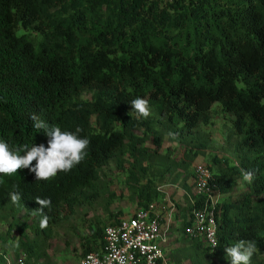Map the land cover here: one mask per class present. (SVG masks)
I'll return each mask as SVG.
<instances>
[{"label":"trees","instance_id":"16d2710c","mask_svg":"<svg viewBox=\"0 0 264 264\" xmlns=\"http://www.w3.org/2000/svg\"><path fill=\"white\" fill-rule=\"evenodd\" d=\"M137 97L149 101V117L132 109ZM214 103L232 116L227 138L237 137L238 162L224 160V169L211 171L222 193L215 207L219 239L215 247L190 241V264H231L225 249L241 239L257 246L250 264H264V0H0V139L12 149L47 147L50 137L29 118L35 113L62 131L79 127V136L90 140L85 158L67 173L49 180H36L27 168L0 175L7 232L16 229L27 259L38 260L27 220L31 231L48 234L86 195L102 192L100 171L110 161L121 164L124 155L133 159L130 187L144 208L158 192L143 181L140 166L161 144L155 135L147 148L148 134L158 124L181 141L210 121ZM247 171L253 181L234 193ZM192 186L194 179L184 189ZM12 192L21 194L19 203ZM181 197L178 228L185 236L204 198L194 196L193 206ZM37 198L50 199L51 208L41 212ZM104 228L91 232L99 244L88 242L82 256L100 248ZM0 264H6L1 254Z\"/></svg>","mask_w":264,"mask_h":264},{"label":"rangeland","instance_id":"374dc122","mask_svg":"<svg viewBox=\"0 0 264 264\" xmlns=\"http://www.w3.org/2000/svg\"><path fill=\"white\" fill-rule=\"evenodd\" d=\"M88 96V93L82 95L83 98ZM231 118L230 114H223L220 111L218 103H214L211 106L210 121L207 124H199L193 132L184 135L181 141L171 140L169 130L158 124H155L154 132L148 134L145 142L147 148H151L154 136L158 135L161 139L160 149L155 155L151 153V149V155L145 156L140 167L146 169L143 181L150 179L152 186L158 192L152 202L157 205V208L162 209V226L168 225L167 243L162 246L168 264L191 263L188 257V253L191 252L189 249L191 242L181 234L178 227L180 215L186 203L181 197V189L185 188L184 184L186 186L192 184L194 167L209 166L212 172H217L225 168L224 160L230 165L238 162L237 137L227 138ZM121 161V164L110 161L100 171L97 182L102 192L97 195L93 193L86 195L82 203L74 208L70 217L53 225L48 234L38 235L31 231L34 223L27 220L30 228L28 238L33 243L34 249L41 253V258L38 260L34 257L27 259L17 239V230L8 233V220L4 214H0V254L4 256L5 263H17L19 258H24L29 264L38 262L40 264H77L83 257V249L88 242L99 244V241H93L91 238L92 231L101 224L107 226L113 223V219L128 218L140 208L137 206L135 195L130 187L132 183L128 178V168L133 159L129 155H124ZM135 171L138 175L142 174L138 167ZM243 177L238 180L234 193H241L247 188L248 182ZM169 203H173L175 209L168 220ZM177 203L180 207L178 210H176ZM19 224L22 223L19 222ZM216 234L218 235L219 231ZM178 250L181 251L178 252ZM16 255H19V258ZM262 258L264 259V256Z\"/></svg>","mask_w":264,"mask_h":264},{"label":"clouds","instance_id":"9594fccd","mask_svg":"<svg viewBox=\"0 0 264 264\" xmlns=\"http://www.w3.org/2000/svg\"><path fill=\"white\" fill-rule=\"evenodd\" d=\"M131 105L132 109H134L139 114V116L147 118L151 115L149 101L147 99L137 97L131 101ZM29 118L34 122L33 127L35 129H43L46 135L50 137V139L48 140V146L45 147L43 144H40L31 145V147H28L27 145H25L23 147L12 149L5 140L0 139V175L10 176L14 173H17L20 169L27 168L30 172L35 173L36 180H49L55 177L58 172H69L75 165H78L85 158V150L88 148L90 140L88 138H81L79 136V133L81 132V129L79 127H77L74 132L62 131L59 126L47 124L45 120H42L40 116L35 113L30 114ZM170 135H172V133H170ZM21 153L23 154L21 155ZM33 161H35L34 165ZM202 166L209 171L211 177L210 184L215 183L216 186L215 188H212V194H218V202H220V200L222 199V193L220 192L219 185H217L214 178L212 177L210 167H206L204 165ZM243 178L248 183H251L254 179V174L251 171H247L244 173ZM193 179L194 186H192L191 190L182 188L181 192L186 196L188 203L195 206L196 202L194 196H198V194H196L195 192V172L193 174ZM10 198L14 204H17L21 200V194L19 192H12L10 194ZM36 203L40 205L39 210L41 212H43V209L45 208L50 209L52 204L51 200L47 198H37ZM149 204L155 205V209L159 213L160 221L162 223V209L157 208V205L154 202H151ZM169 207L170 210L167 215L168 220L174 210L175 205L173 203H169ZM193 210L191 222L186 227V229L192 224ZM48 222L49 217L46 214L43 215L40 221V227L42 229L46 228L48 226ZM216 224L217 232L219 231L217 218ZM166 227L168 230V225L163 228ZM186 229L185 236L189 241L202 240L206 243V241L201 238L190 239L186 234ZM218 239L219 234H216V243L218 242ZM216 243L214 242V245H209L207 243L206 244L211 247H215L217 245ZM256 247L257 246L254 242L241 239L237 241L233 246L227 247L225 249V252L227 253L228 257H230L231 264H250L251 258L256 252Z\"/></svg>","mask_w":264,"mask_h":264},{"label":"built area","instance_id":"2783aa9c","mask_svg":"<svg viewBox=\"0 0 264 264\" xmlns=\"http://www.w3.org/2000/svg\"><path fill=\"white\" fill-rule=\"evenodd\" d=\"M168 4L174 0H159ZM195 192L204 197L202 207L193 210L192 224L186 229L190 239H203L209 245L216 243L214 208L218 194H212L210 173L202 165L195 167ZM167 227L163 228L154 204L138 209L128 218L105 226L102 244L97 251L81 257L77 264H168L163 245L167 242ZM24 258L17 263L25 264ZM35 264H40L35 263Z\"/></svg>","mask_w":264,"mask_h":264}]
</instances>
